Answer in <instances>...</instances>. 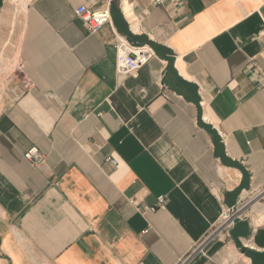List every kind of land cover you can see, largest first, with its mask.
Returning a JSON list of instances; mask_svg holds the SVG:
<instances>
[{
    "label": "crops",
    "instance_id": "obj_1",
    "mask_svg": "<svg viewBox=\"0 0 264 264\" xmlns=\"http://www.w3.org/2000/svg\"><path fill=\"white\" fill-rule=\"evenodd\" d=\"M0 59V264H181L264 186V0H0ZM247 212L188 264H264Z\"/></svg>",
    "mask_w": 264,
    "mask_h": 264
},
{
    "label": "built area",
    "instance_id": "obj_2",
    "mask_svg": "<svg viewBox=\"0 0 264 264\" xmlns=\"http://www.w3.org/2000/svg\"><path fill=\"white\" fill-rule=\"evenodd\" d=\"M77 15L84 21L89 31L92 34L100 32L107 24L111 22V11L109 5H104L96 8H88L86 6L79 7L76 10ZM114 47L117 51V71L120 76L134 74L144 67L153 57L152 50L148 47H135L132 46L125 38H118L114 42ZM25 158L33 165H39L43 161V155L39 149L32 148L25 153ZM116 164V161H112ZM255 200L264 201V186L257 190L254 194ZM165 203V198L160 197L158 199V208H162ZM246 208V205H242L239 208L228 213L230 218H234L241 209ZM145 210H149L145 208ZM242 212L237 218L243 215ZM225 216L224 218L228 217ZM234 223V222H233ZM232 224V223H231ZM216 235L210 238V235L202 241L195 250L184 260L181 264H188L197 254H205V250L210 242L215 239Z\"/></svg>",
    "mask_w": 264,
    "mask_h": 264
},
{
    "label": "rangeland",
    "instance_id": "obj_3",
    "mask_svg": "<svg viewBox=\"0 0 264 264\" xmlns=\"http://www.w3.org/2000/svg\"><path fill=\"white\" fill-rule=\"evenodd\" d=\"M22 24H23V16L22 15H18V13H16V16H15V18L13 17V15L10 17V19H9V21H8V25L5 27V34H4V37L6 38V37H8V38H10V42H9V44H8V46H6V50H7V56H10L11 57V59L10 58H7V63H9V60H11V61H13L14 60V55H15V51H16V49H17V45H18V41H19V38H20V34H21V31H22ZM13 29V33H12V35H10L11 33H10V30H12ZM15 67H13V65H12V71H14L15 73H19V68L18 67H16L15 69H14ZM11 71V72H12ZM254 202V201H253ZM252 202V203H253ZM252 203L250 204V208H251V206H252ZM261 204H263L264 205V201L263 202H261ZM250 208H248V209H246L245 210V212L248 210V212L246 213V215H249V216H254V220L255 221H257V216H256V214H254L253 213V211H252V208L250 209ZM250 209V210H249ZM244 212V213H245ZM228 216V215H227ZM239 216V215H238ZM236 217V216H235ZM239 219V218H238ZM237 219V220H238ZM230 220V215L228 216V217H226V218H223L222 219V221H221V223L220 224H218L217 226H215L214 228H213V230L211 231V233H210V238H212V236L214 235H219L218 237H221V236H223V235H226V233H227V231L229 230V227L232 225V224H234L235 223V221H236V219L234 220V223H232V224H225L227 221H229ZM263 223H264V221H263ZM215 239H218L217 237H215ZM215 239H213L211 242H210V244L215 240ZM216 241V240H215ZM210 244L207 246V248H206V250H205V252H207V250H208V248H209V246H210Z\"/></svg>",
    "mask_w": 264,
    "mask_h": 264
},
{
    "label": "bare ground",
    "instance_id": "obj_4",
    "mask_svg": "<svg viewBox=\"0 0 264 264\" xmlns=\"http://www.w3.org/2000/svg\"><path fill=\"white\" fill-rule=\"evenodd\" d=\"M14 1H16L19 4V8L21 9V11H24L26 9V5L29 2V0H14ZM0 62H1V59H0ZM247 208L241 209L240 212H238V214L236 215V217H234V218L231 217L230 220L227 221L225 224L227 225L229 223L230 224L233 223L234 220L238 217V215H240L242 212H245V210ZM251 208H252L253 213L256 214V216L258 217L257 221L254 220L255 223H257V224L263 223V221H264V205L261 204V201L259 199L255 200L252 203Z\"/></svg>",
    "mask_w": 264,
    "mask_h": 264
}]
</instances>
